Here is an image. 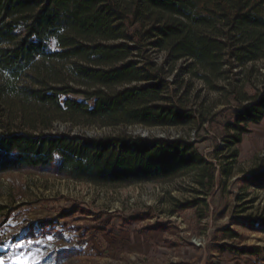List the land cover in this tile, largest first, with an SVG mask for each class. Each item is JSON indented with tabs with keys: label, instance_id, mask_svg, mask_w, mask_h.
<instances>
[{
	"label": "trees",
	"instance_id": "16d2710c",
	"mask_svg": "<svg viewBox=\"0 0 264 264\" xmlns=\"http://www.w3.org/2000/svg\"><path fill=\"white\" fill-rule=\"evenodd\" d=\"M130 42L165 51L173 63L194 64L182 68L173 91L174 66L140 65ZM231 60L244 70L264 60V0H0V175L37 171L129 186L193 174L201 188L212 186L214 163L183 137L51 130L57 122L199 127L215 105H179L173 93L186 74L222 92ZM243 85L232 92L245 104L226 124L230 147L264 120V90L250 95ZM191 93L188 87L179 101Z\"/></svg>",
	"mask_w": 264,
	"mask_h": 264
},
{
	"label": "rangeland",
	"instance_id": "374dc122",
	"mask_svg": "<svg viewBox=\"0 0 264 264\" xmlns=\"http://www.w3.org/2000/svg\"><path fill=\"white\" fill-rule=\"evenodd\" d=\"M130 45L140 65L174 66L168 76L173 91L182 68L194 64L192 59L173 63L165 51L149 45ZM229 66L233 73L220 81L226 86L222 92L208 91L201 79L190 82L186 74L184 86L173 93L179 105L202 102L205 110L215 105L199 127L57 122L51 130L84 137L123 131L152 140L183 137L214 163L212 186L201 188L193 174L129 186H98L37 171L1 174L0 248L7 241L15 244L13 262L2 259L3 264L29 256L30 264H264V120L251 124L252 131L236 146H228L225 137L227 122L245 104L232 92L242 84L250 95L263 91L264 60L249 62L245 70L234 60ZM188 87L191 95L180 102ZM24 238H31L30 245Z\"/></svg>",
	"mask_w": 264,
	"mask_h": 264
},
{
	"label": "crops",
	"instance_id": "0c3cea01",
	"mask_svg": "<svg viewBox=\"0 0 264 264\" xmlns=\"http://www.w3.org/2000/svg\"><path fill=\"white\" fill-rule=\"evenodd\" d=\"M23 241H25V246L26 245H30V240L31 238H24L22 239ZM15 247V244L14 243H9L8 241L5 242L4 244H2V247L0 248V259H3V260H6V261H11L13 262L14 258H15V253H14V248ZM9 250L13 251V252H10ZM9 263V262H7Z\"/></svg>",
	"mask_w": 264,
	"mask_h": 264
},
{
	"label": "snow or ice",
	"instance_id": "6c2138e0",
	"mask_svg": "<svg viewBox=\"0 0 264 264\" xmlns=\"http://www.w3.org/2000/svg\"><path fill=\"white\" fill-rule=\"evenodd\" d=\"M49 240L52 239V237H48ZM39 243H42V241H38ZM19 247L23 248L24 245L23 244H20L18 245ZM33 260V257L32 256H29L28 257V260L25 261L24 257H20L19 260L17 261V264H30V262ZM0 264H3V260L0 259Z\"/></svg>",
	"mask_w": 264,
	"mask_h": 264
}]
</instances>
